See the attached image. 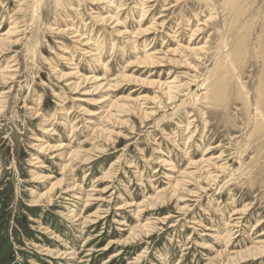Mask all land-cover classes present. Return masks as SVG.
Masks as SVG:
<instances>
[{"label": "rangeland", "instance_id": "1", "mask_svg": "<svg viewBox=\"0 0 264 264\" xmlns=\"http://www.w3.org/2000/svg\"><path fill=\"white\" fill-rule=\"evenodd\" d=\"M263 33L264 0H0V264H264Z\"/></svg>", "mask_w": 264, "mask_h": 264}, {"label": "bare ground", "instance_id": "2", "mask_svg": "<svg viewBox=\"0 0 264 264\" xmlns=\"http://www.w3.org/2000/svg\"><path fill=\"white\" fill-rule=\"evenodd\" d=\"M144 6V5H143ZM56 17V16H55ZM79 32V31H78ZM264 34V33H263ZM31 40V39H30ZM259 41V40H258ZM263 42V41H262ZM261 44V43H260ZM263 44V43H262ZM241 45V44H240ZM245 45V44H244ZM29 47V46H28ZM146 54V53H145ZM262 80V79H261ZM98 81H100V80H98ZM95 82V81H94ZM173 82V81H172ZM243 86V85H242ZM173 88H175L174 87V85L172 86ZM259 87V86H258ZM263 87V86H262ZM162 89V88H161ZM169 89H171V88H169ZM263 89V88H262ZM261 89V91H260V93H259V95H258V101L259 102H261V101H263L264 100V91ZM177 91V90H176ZM170 92V91H169ZM171 93V92H170ZM171 96V95H170ZM200 98V97H199ZM221 100V99H220ZM264 106V105H263ZM257 109V108H256ZM257 113V112H256ZM262 115V114H261ZM263 119V118H262ZM263 123V122H262ZM213 181V180H212ZM72 191H74V189L72 190ZM161 193V192H160Z\"/></svg>", "mask_w": 264, "mask_h": 264}]
</instances>
